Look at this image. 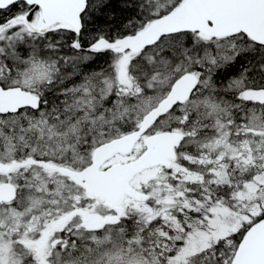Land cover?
<instances>
[{"label": "snow or ice", "instance_id": "1", "mask_svg": "<svg viewBox=\"0 0 264 264\" xmlns=\"http://www.w3.org/2000/svg\"><path fill=\"white\" fill-rule=\"evenodd\" d=\"M0 264H264V0H0Z\"/></svg>", "mask_w": 264, "mask_h": 264}]
</instances>
